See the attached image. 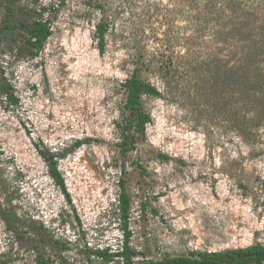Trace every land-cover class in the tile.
<instances>
[{"label": "rangeland", "instance_id": "374dc122", "mask_svg": "<svg viewBox=\"0 0 264 264\" xmlns=\"http://www.w3.org/2000/svg\"><path fill=\"white\" fill-rule=\"evenodd\" d=\"M19 5L31 19L48 20L52 35L34 58L5 53L0 44V82L19 99L9 106L0 96V207L20 222L15 235L0 218V264H101L88 254L120 251L121 179L133 202L130 245L146 260L264 246V110L252 114V123L243 100L223 111L222 97L186 74L207 59L224 69L237 65L238 48L217 35L228 27L194 0ZM99 23L106 25L102 51ZM133 74L160 96L142 98L151 122L123 157L117 124L122 84ZM235 112L245 117L233 121ZM38 149L57 156L68 200ZM140 197L149 206L143 213Z\"/></svg>", "mask_w": 264, "mask_h": 264}, {"label": "trees", "instance_id": "16d2710c", "mask_svg": "<svg viewBox=\"0 0 264 264\" xmlns=\"http://www.w3.org/2000/svg\"><path fill=\"white\" fill-rule=\"evenodd\" d=\"M21 0H0V44L5 43V53L17 49V53L30 58L37 57L42 51L46 41L52 35L50 22L43 18H30V11L21 8ZM65 0H61L64 3ZM196 4L204 9V13L214 17L216 21L228 27L224 31L220 29L217 35L228 39L233 47L238 48L240 58L237 65L228 69L213 66L210 59L194 63L187 75L196 74L201 77L203 89L209 92L216 91L223 102L221 109L226 111L231 104H237L243 100L247 106V120L254 122L252 114L257 110H264V0H194ZM106 25L99 23L96 26V38L99 50L104 47ZM19 35L21 39H19ZM22 40V41H21ZM21 41V42H20ZM227 41V40H226ZM20 45L17 46V43ZM239 45V46H238ZM191 64V63H190ZM122 88L124 91V104L121 112V122L117 124L119 129L118 151L121 156L136 150L139 140L145 136L146 125L151 122L150 115L144 111L142 106L143 97H159L160 91L149 82L141 80L136 74L127 78ZM229 97H225L224 95ZM0 96L4 97L9 106L18 105L19 99L15 96L12 87L6 81L0 82ZM232 99V101H231ZM227 112V111H226ZM240 112L233 113V121L242 120L245 116H239ZM246 119V118H245ZM239 123V122H237ZM236 122L233 124L239 127ZM241 124L243 121L240 122ZM81 142H77V146ZM38 155L45 162L49 176L55 185L62 191L66 199L69 195L66 190L65 181L58 170L57 156L46 150H37ZM158 157L168 160L169 157L159 154ZM144 173L141 165L136 163ZM120 194L118 207L123 229L121 250L111 252L109 248L96 249L88 254V258L108 264L120 259L121 264H264V246L253 244L248 247L227 249L223 251H197L181 256H163L157 260H146L144 252H138L131 247L132 231L129 229V219L132 209V198L127 191L123 179L119 181ZM264 192V182L261 183ZM264 204V200H263ZM147 202L142 197L138 199L141 213L144 212ZM152 215L156 212L149 209ZM141 215L140 217H142ZM0 218L4 222L7 231L17 235L20 222L14 213L0 207ZM38 229L33 230L38 235ZM43 239V238H42ZM61 249L63 245L56 241ZM143 259H139V257ZM139 259V260H137ZM51 259L40 260L39 264H49ZM57 264H69L65 260H58ZM90 264L92 260H90Z\"/></svg>", "mask_w": 264, "mask_h": 264}]
</instances>
